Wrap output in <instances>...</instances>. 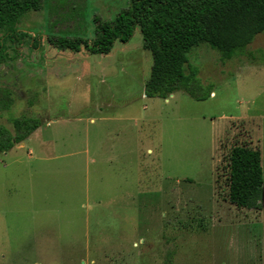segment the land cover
<instances>
[{"label":"rangeland","instance_id":"obj_1","mask_svg":"<svg viewBox=\"0 0 264 264\" xmlns=\"http://www.w3.org/2000/svg\"><path fill=\"white\" fill-rule=\"evenodd\" d=\"M129 3L45 0L14 29L30 37L6 40L0 125H45L0 154V264H264V202L238 209L225 185L234 147L260 151L264 175V33L227 62L193 51L205 101L145 96L153 57L140 29L109 56L46 42H93L95 19Z\"/></svg>","mask_w":264,"mask_h":264},{"label":"trees","instance_id":"obj_2","mask_svg":"<svg viewBox=\"0 0 264 264\" xmlns=\"http://www.w3.org/2000/svg\"><path fill=\"white\" fill-rule=\"evenodd\" d=\"M44 3L45 0H0V34L7 32L1 40L0 64L4 62L6 40L20 45L29 35L14 29L28 14L43 10ZM80 14L78 17H82ZM95 23L93 42L54 36L46 38V42L60 52L109 56L117 42L130 43L140 29L143 48L153 57L145 96L168 100L176 93H185L196 101H205L208 92L198 83L199 73L190 64L189 56L201 45L217 51L222 62L246 52L264 33V0H130L129 8L114 21L96 18ZM33 41L34 49L40 50L43 39ZM8 95L9 92L0 98L3 111L11 107ZM9 124L10 127L0 125V154L10 153L45 125L41 118L29 116ZM226 167L227 201L241 210H260L264 202L261 152L234 147Z\"/></svg>","mask_w":264,"mask_h":264}]
</instances>
